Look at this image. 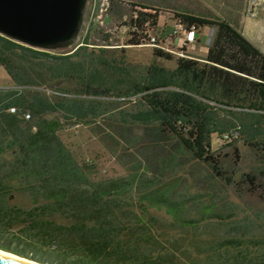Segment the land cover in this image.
<instances>
[{"label": "trees", "instance_id": "obj_1", "mask_svg": "<svg viewBox=\"0 0 264 264\" xmlns=\"http://www.w3.org/2000/svg\"><path fill=\"white\" fill-rule=\"evenodd\" d=\"M107 1L124 44L147 43L162 9ZM173 16L199 32L214 29L202 66L153 46L151 62L136 68L124 46H105L110 33L104 43L91 41V28L65 53L0 34V66L13 82L0 87V249L44 264H185L181 225L196 228L199 219L181 218V198L157 174L177 157L181 164L183 153L231 185L211 138L233 127L264 158V53L225 19ZM107 97H134L136 108L116 111ZM64 125L89 126L123 151L135 147L141 170L96 176L95 163L79 161L62 141ZM255 180L254 173L241 175L242 182ZM18 196L32 204L16 203ZM151 205H165L171 217L157 216ZM202 245L215 264H264V244L256 239L219 237Z\"/></svg>", "mask_w": 264, "mask_h": 264}, {"label": "rangeland", "instance_id": "obj_2", "mask_svg": "<svg viewBox=\"0 0 264 264\" xmlns=\"http://www.w3.org/2000/svg\"><path fill=\"white\" fill-rule=\"evenodd\" d=\"M130 2L147 3L161 8L158 26L165 31L171 29L174 24L173 11H182L210 18L232 19L234 13L241 15L245 0H123ZM104 0H87L78 41L81 40L86 31L91 28L90 39L93 42L104 43L103 35L110 33L111 45L109 47L124 46L126 58L136 68L147 65L152 60L153 46H132L124 44L126 37L118 32L120 19L114 11H100ZM93 7L95 8L93 11ZM126 16L123 17V19ZM91 26V27H90ZM168 28V30H166ZM211 27H205L201 33L208 34ZM201 34V35H202ZM203 36V35H202ZM175 39L171 38L165 42V47L178 51ZM204 42L188 47L187 53L201 57L204 55L207 44ZM69 49L57 50L65 53ZM178 55V54H176ZM157 63L173 67L174 61L157 59ZM134 97H107L109 106L125 111H133L136 108ZM117 115L112 120L117 119ZM116 121V120H115ZM107 128L106 122L102 124ZM260 127H264L261 123ZM243 128V127H242ZM241 128V129H242ZM244 127L242 137L245 136ZM135 128L134 133L138 134ZM62 141L70 149L79 161L95 163L96 176L102 178L118 177L128 172L141 170L142 163L140 155L135 147L129 151H123L119 146L109 142L107 146L89 126L64 125L58 131ZM128 145V144H126ZM211 147L224 164L225 170L233 175L231 185H226L224 180L214 177L209 167L186 157L181 153V164L173 160L155 178H160V184L170 188L174 197L181 198V218L199 219L196 228L181 225V261L185 264H215L216 261L208 258L205 246L202 245L206 239L219 237H243L256 239L264 244V158L260 150L244 142L242 139L223 142L220 135L213 134ZM132 153V154H131ZM145 168V167H143ZM146 169V168H145ZM148 172V171H147ZM255 174L254 184L241 181L243 173ZM16 203L30 206L32 201L26 197L18 196ZM151 212L157 216L169 219L170 211L165 205H151ZM201 245H200V244Z\"/></svg>", "mask_w": 264, "mask_h": 264}, {"label": "water", "instance_id": "obj_3", "mask_svg": "<svg viewBox=\"0 0 264 264\" xmlns=\"http://www.w3.org/2000/svg\"><path fill=\"white\" fill-rule=\"evenodd\" d=\"M86 3L87 0H0V34L36 48L73 51L78 45ZM0 264L29 263L0 255Z\"/></svg>", "mask_w": 264, "mask_h": 264}, {"label": "built area", "instance_id": "obj_4", "mask_svg": "<svg viewBox=\"0 0 264 264\" xmlns=\"http://www.w3.org/2000/svg\"><path fill=\"white\" fill-rule=\"evenodd\" d=\"M102 2V6L100 7V11L106 10L108 7V1L104 0ZM264 7V0H245L244 1V14L249 17H257L259 15V12ZM93 7V11H94ZM214 29L211 27L209 33L206 36L205 44L209 45L212 36H213ZM201 31H197L194 27H187L183 22H180L178 19L174 21L173 26L170 30L165 31L163 27H157L156 31L153 33H150L148 36V42L145 44H140L139 46H155L159 47L168 51H171L175 54H178L179 56L184 57L185 60H191L195 59L199 62L200 66L205 63L204 59H199L198 57H195L189 53H187V48L196 45V43H200V36ZM243 34V33H242ZM175 39V44L178 45V51H173L172 49H169L165 47V42H167L168 39ZM184 46V49H181V47ZM10 111L15 112V107H10ZM25 117H28L27 113H24ZM240 137V133H238V129L233 127L229 129L228 131H225L221 134V141L223 142H229L233 139H238Z\"/></svg>", "mask_w": 264, "mask_h": 264}, {"label": "crops", "instance_id": "obj_5", "mask_svg": "<svg viewBox=\"0 0 264 264\" xmlns=\"http://www.w3.org/2000/svg\"><path fill=\"white\" fill-rule=\"evenodd\" d=\"M229 17L227 20L231 24L237 27L243 35L253 44L255 45L261 52L264 53V7L259 12L257 17H249L244 14L242 11L241 15L239 13H234L232 19L236 21L234 24ZM168 30V28L166 29ZM203 35V36H202ZM200 36V42H204V38H206L207 34H202ZM203 56L198 57L199 59H204ZM204 64V63H203ZM13 82L4 69L3 66H0V87L12 86Z\"/></svg>", "mask_w": 264, "mask_h": 264}, {"label": "bare ground", "instance_id": "obj_6", "mask_svg": "<svg viewBox=\"0 0 264 264\" xmlns=\"http://www.w3.org/2000/svg\"><path fill=\"white\" fill-rule=\"evenodd\" d=\"M0 255H3L5 257H9L11 259L19 260V261H24V262H27L29 264H44V263H40V262L33 261L30 259H26L24 257H21V256L15 254V253H12V252H9V251L3 250V249H0Z\"/></svg>", "mask_w": 264, "mask_h": 264}]
</instances>
